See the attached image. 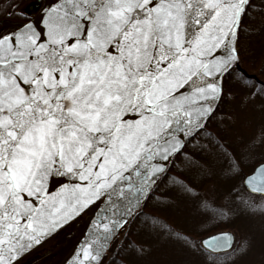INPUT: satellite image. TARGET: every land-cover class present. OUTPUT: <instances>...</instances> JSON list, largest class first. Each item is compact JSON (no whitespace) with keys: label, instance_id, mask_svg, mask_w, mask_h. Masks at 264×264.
Listing matches in <instances>:
<instances>
[{"label":"water","instance_id":"1","mask_svg":"<svg viewBox=\"0 0 264 264\" xmlns=\"http://www.w3.org/2000/svg\"><path fill=\"white\" fill-rule=\"evenodd\" d=\"M249 1L31 3L36 17L0 39V130L17 122L0 137V264L102 202L68 263L101 264L213 111ZM244 186L264 196V163ZM235 244L229 231L201 241L212 255Z\"/></svg>","mask_w":264,"mask_h":264},{"label":"trees","instance_id":"2","mask_svg":"<svg viewBox=\"0 0 264 264\" xmlns=\"http://www.w3.org/2000/svg\"><path fill=\"white\" fill-rule=\"evenodd\" d=\"M30 1L0 0V21H4V23H0V38L5 31L11 32L16 30L27 22L22 19L18 10ZM58 1L60 0H50V3L53 5ZM15 21H22V24L16 26L12 24L13 26H11L10 24L15 23ZM236 47L238 65L230 68L225 74L222 83V92L213 111L204 123L203 128L198 130L184 147V150L190 148L195 151H192L193 153L191 154H188V151H181L175 157L168 173L156 183L142 207L140 206L137 209L135 217L130 219L121 231V234H123L126 227L129 226L126 240L120 247L118 256H116V259L111 264H187L186 260H190L194 264H199L195 259L187 256H181V259H177L174 262H166L169 257L166 255L167 245L162 236L168 234L174 242L184 247L192 248L196 256L203 255L207 263L202 264H228L229 262H231L229 264H237L239 262V245H236L235 249L229 254L211 256L200 248L199 240L184 233L182 230H175L176 228L170 224L176 220V215L180 216L181 214L180 208L188 198L184 194H191L189 191L192 194L196 192L195 188L190 186L194 184L197 187L211 185L215 190H219L221 186H224L225 190H223V193H226L225 196L230 206V208L228 206L226 207L229 208V213L227 215L225 213L226 216L224 214L222 215L225 216V219L223 217V219H219L221 216H217L214 212L216 211L215 206L213 208L209 207L201 198L195 199L194 201L189 200L190 205L196 211L200 210L198 211L200 217L201 212H204L210 219V222L214 220L234 223L226 227L235 232H242L241 225H243V230H249L247 226H244V220L242 219H246L252 216V214L261 211V206L256 201H264V197L251 196L252 199L254 198L256 200L251 201L248 193L243 188H240L237 180H232L231 182L221 181L223 182L222 185L218 186L215 184V182H218L216 181L218 179L215 175L203 177L202 179L199 178L201 174L209 173L215 167L217 169L229 170L230 174L231 172L233 174L234 172L238 173L241 177L243 176L245 178L258 164L264 163V151H250L253 148L252 145L250 146L243 142V139H246L244 134L246 132V126L239 127L237 125L238 118H241V116L254 117L256 122H264V0H250L246 6L238 29ZM240 86H243L248 93L257 99L260 103L259 105L263 106L262 110L258 107L250 109L248 106H244L239 110L234 109L235 106L231 104L233 97H235L233 93ZM197 143L200 146L196 145ZM200 149H204V151ZM210 154L217 156L221 162V167L214 163L209 168V171L189 169V164L192 160H194L195 165H200L207 159H211L209 158ZM185 155L187 157H183ZM250 165L252 166L251 169L249 168ZM217 171L219 173L222 172ZM181 172L185 173L186 177ZM225 173L223 172V174ZM171 177L177 180L182 178L179 181L181 183V189L176 195H168L165 192L166 183H169ZM188 178H193V181L188 180L187 182L185 179ZM231 183L237 185L234 187L235 190ZM187 184L190 186L189 191L184 188ZM214 202L216 203V198H214ZM214 202L211 200L210 203L215 204ZM201 221H205L203 215ZM203 222L200 223L202 224ZM209 232L211 231H207L204 234L208 235ZM107 258L106 256L101 264H105Z\"/></svg>","mask_w":264,"mask_h":264},{"label":"rangeland","instance_id":"3","mask_svg":"<svg viewBox=\"0 0 264 264\" xmlns=\"http://www.w3.org/2000/svg\"><path fill=\"white\" fill-rule=\"evenodd\" d=\"M233 96H235V97H233L231 104H233L235 106V108H234L235 110H239V109L243 108L244 106H248V108H250V109H252L253 107L261 108L260 110L263 109V106L259 105L260 103L257 101V99L255 97H253L250 93H248L247 90H245L243 88V86L237 87L233 93ZM14 123L12 125H8L6 127L4 126L0 130V137L5 135L6 133H8L10 129L15 127L17 122L15 124ZM237 125L239 127L246 126V132H244L246 139H243V142L249 144L250 146L252 145L253 148H251L250 151H264V122H262V121L256 122L254 117H243V116H241V118L240 117L238 118ZM233 130L236 131L235 128H233ZM196 145H199V144L197 143ZM200 150L204 151V149H200ZM184 151H188V154H191V153H193L192 151H195V150L187 148ZM206 151H207V149H206ZM183 157H187V156L185 155ZM209 158H211V159H207L206 161L204 160L205 162L200 164V165H195L194 160H192L191 163L189 164V169H203V170L209 171V168L212 167V164H214V163H215V165H218L219 167H221V162L217 158V156L210 154ZM251 167L252 166L250 165L249 168L251 169ZM217 170L222 171V172L219 173ZM252 170H254V169H252ZM185 172L187 173V171H185ZM223 172H226V173L223 174ZM181 173H183V172H181ZM209 173H211V175H209ZM209 173L206 172L205 174H201L199 176V178L202 179L203 177L215 175L218 179V180H216L218 182H215V184L218 186L222 185L223 182H221V181L231 182L232 180H237L239 182L240 188L241 189L243 188L245 190L244 180L246 177L245 178L243 176L241 177L240 174H238V173L234 172V174H233L231 172V174H230L229 170L222 169V168L217 169L216 167L213 168L212 171H209ZM183 174H184L183 176L186 177L185 173H183ZM181 179L182 178H179L177 180L176 178L171 177L169 183H166V191H165L166 194H168V195L178 194L177 192H179V190L181 189V183L179 182ZM224 179H226V180H224ZM185 180L187 182H188V180L193 181V178H188ZM225 183L228 185L227 182H225ZM231 184L233 185V189L235 190L234 187L237 185L233 184V183H231ZM190 186L192 188H195L196 192L194 194H192V192L189 191ZM190 186L187 184L184 186V188H185V190L189 191L192 195L189 193L184 194L188 198L186 197L187 199L183 202V204L180 208L181 214H180V216L176 215V220H174L173 223H170V224H172L173 227L176 228L175 230H182L184 233H186L192 237H195L196 240H199V244L201 243V241L203 239H205L209 236H212L216 233L231 231L236 235V239H237L236 245H239L238 249L240 250V252L238 253L239 262L237 264H264V201L263 200L256 201V200H254V198L252 199L253 196L251 197V195H249V193L246 191L248 193L249 199H251V201L259 202V206H261V211L258 213L252 214V216H250L246 219H242V220H244V226H247L249 228V230H243V225H241L242 226V232H240V231L235 232L234 230L228 229V227H226V226H228L230 224H234V223H228L227 221L220 222V221H214V220H211V222H210V219L206 216V213L201 212V217H200V215H199L200 213L198 212L200 210L196 211L194 209V207H192L189 203V200L194 201L195 199L201 198L205 202V204H207L209 207L213 208L215 206L216 211H214V212L216 213L217 216H221V217H219V219H223V218L225 219V216L227 215V213H229L228 209L230 208V206L228 205V200L225 196L226 193L225 194L223 193V190H225L224 186H221V188L219 187L220 188L219 190H215L213 187H211V185L205 186V187H197L196 184H194V185H190ZM230 187H232V186H230ZM194 195H196V196H194ZM214 198H216V203L214 202ZM211 200H213V202L215 204L210 203ZM211 205H213V206H211ZM236 205H237V202H236ZM227 206L229 208H226ZM225 213H226V215H225ZM223 214L225 216H222ZM202 215H203V218L205 219L204 222L201 221ZM200 222H203V223L201 224ZM238 224H240V223H238ZM82 229L83 228H81V230ZM212 229H214V230H212ZM83 231L84 230H82L81 232H83ZM207 231H211L212 233L209 232L211 234L208 233V235L204 234ZM128 232H129V230L127 231V233L125 235L124 234L120 235L119 239H118V237L115 239L113 245H111V247L109 248V251L107 253L108 258H107L106 264H111L116 259V256H118V252H119L120 247L122 246L123 242L126 240ZM168 235L162 236L163 240L166 242V245H167L166 255H168V257H169L166 262H174L177 259H181V256H187V257H191V258L195 259L196 262H199V264L207 263L206 258L203 255H197L196 256L195 253L193 252L192 248L184 247L183 245H180L179 243L174 242L173 240H171V237ZM73 237H75V236H72V238ZM76 237L79 238L78 236H76ZM116 240H117V242H119L118 244H116L117 243ZM170 240L172 243L169 242ZM173 243H176V244H173ZM70 249H71V247H70ZM188 261L186 260L187 264H194L192 261H190V260H188ZM52 262H53L52 260L47 259L42 264H53ZM229 263H231V262H229Z\"/></svg>","mask_w":264,"mask_h":264},{"label":"flooded vegetation","instance_id":"4","mask_svg":"<svg viewBox=\"0 0 264 264\" xmlns=\"http://www.w3.org/2000/svg\"><path fill=\"white\" fill-rule=\"evenodd\" d=\"M50 5V0H43L41 8L42 10H44ZM18 13L22 16V19L26 21H30L33 18V16L29 13V9H25L24 11H22V9H19ZM0 23H4V21H0ZM12 24L14 26L21 25L22 21H15V23H11L10 25L13 26ZM5 34L6 31L3 35ZM90 218L91 216L85 217L76 226L75 230L73 229L72 224H70L59 234L37 247L16 264H42L47 259L52 260L53 264H63L74 252V245L79 240V238H77L76 236L79 237L81 235L80 232L86 227ZM81 228L83 229L81 230ZM72 236L75 237L72 238ZM46 254H48V256L43 257Z\"/></svg>","mask_w":264,"mask_h":264},{"label":"bare ground","instance_id":"5","mask_svg":"<svg viewBox=\"0 0 264 264\" xmlns=\"http://www.w3.org/2000/svg\"><path fill=\"white\" fill-rule=\"evenodd\" d=\"M39 108H40V107H39ZM39 108H38V109H39ZM26 115H27V113H26L24 116H26ZM17 120H18V119H17Z\"/></svg>","mask_w":264,"mask_h":264}]
</instances>
